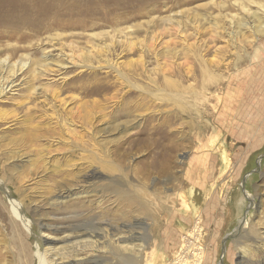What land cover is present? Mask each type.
Listing matches in <instances>:
<instances>
[{
    "label": "rangeland",
    "instance_id": "1",
    "mask_svg": "<svg viewBox=\"0 0 264 264\" xmlns=\"http://www.w3.org/2000/svg\"><path fill=\"white\" fill-rule=\"evenodd\" d=\"M263 155L264 0H0V264H264Z\"/></svg>",
    "mask_w": 264,
    "mask_h": 264
},
{
    "label": "bare ground",
    "instance_id": "2",
    "mask_svg": "<svg viewBox=\"0 0 264 264\" xmlns=\"http://www.w3.org/2000/svg\"><path fill=\"white\" fill-rule=\"evenodd\" d=\"M209 143L211 144V146L208 147L209 151H212L211 147L213 146L212 144L214 142L210 141ZM202 148L203 147H200L199 149H202ZM217 149L220 152H222L223 151V146L219 145V147ZM221 155H225V154L221 153ZM208 156H209V154L208 153L206 154V152H204L201 155V158L198 157L197 160L202 159L203 162L205 163L207 158L209 159ZM224 164L227 166L228 159L224 158ZM125 180H126V178H125ZM71 195H74V194H71V190H66L64 192H60L59 193V198L54 200L52 203H54L55 206H59V205L63 206V204L65 203V200L68 199V198L70 199ZM20 204H21L20 202L16 203V202L12 201V209H11L12 215H13V217L15 219H18L21 224H23L24 226H28L29 227V223L22 217V215L20 213ZM73 211H74V209H73ZM62 220L64 221V223L61 226H60V224L53 226V229L57 228V227H59V228L63 227L65 229L74 230L73 232L76 231L77 235L75 237L73 236V240H75V241L73 243L72 242L70 243V241H69V239L67 237L68 240L65 239L64 243L65 244H69V245H65L64 244V246H61L60 248L53 249V250L51 249L52 251L50 250V252L48 254H47V252L45 253V251L41 252V250H40V248L38 247V244H37V248H36L37 250L36 251H32V252H28L26 254V256L29 257V254L31 256H34L36 258L37 264H105L104 257H102L101 255H98L97 257H94L92 259H75V258H74L75 260L70 259V257L72 258V256H74V253H76L77 248H78V250L80 252L84 251V250H88L90 248H95L96 250H99V247L101 245H103L102 244L103 243V239L105 238L103 227L100 226L99 223H96V224L92 223V221H90L91 219L90 220L87 219V220L83 221V219L77 218V216H75V217L73 216V217H71V219H69L68 217H65ZM66 220H69V221L65 222ZM72 220H75V221L73 222ZM245 224H246V221L241 220L239 226L244 227ZM37 226L40 228V227H45L47 225L42 223V224H37ZM73 235H74V233H73ZM198 239H199V237L195 236L194 237V241L192 243H189L186 246V250H185L186 253H184V255L188 254V253H193L192 256H191V260H192L191 264H195V263L199 264V263H197L199 258H197L196 254H195V251L200 247V243H197ZM112 253H113V251H112ZM78 255H80V254H78ZM114 255L117 258L119 257L118 259H122V258H120L121 255L119 253L118 254L115 253V251H114ZM47 258H49V261L47 260ZM76 258H78V257H76ZM133 260H134L133 258H129L126 261V264H135V261H133ZM122 261H123V259H122ZM183 261H186V259H183ZM183 261L179 260V261H176V263L177 264H183ZM25 263H26V261H25ZM28 264H32V263L28 262ZM185 264H187V262H185Z\"/></svg>",
    "mask_w": 264,
    "mask_h": 264
},
{
    "label": "water",
    "instance_id": "3",
    "mask_svg": "<svg viewBox=\"0 0 264 264\" xmlns=\"http://www.w3.org/2000/svg\"><path fill=\"white\" fill-rule=\"evenodd\" d=\"M262 157H264V155L263 156H260L257 160L259 161ZM239 227V226H238ZM232 234H230L229 236H226L225 238H224V241H223V243L227 240V239H229V237L231 236ZM223 247V246H222ZM222 251H223V248H222Z\"/></svg>",
    "mask_w": 264,
    "mask_h": 264
}]
</instances>
